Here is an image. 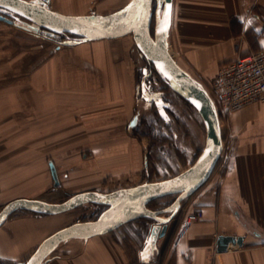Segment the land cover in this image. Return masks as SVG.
<instances>
[{"label":"rangeland","instance_id":"rangeland-1","mask_svg":"<svg viewBox=\"0 0 264 264\" xmlns=\"http://www.w3.org/2000/svg\"><path fill=\"white\" fill-rule=\"evenodd\" d=\"M63 1L51 0L49 5L59 10L100 16L116 11L128 2L66 0L67 6L61 7L60 2ZM0 13L18 24L0 20V208L16 197L60 202L77 191L107 192L144 181L161 180L179 173L195 160L205 141L200 115L142 55L131 34L108 39L105 53V59L110 62L108 69L114 71L118 84L123 86L127 82L130 86L128 112L121 110L117 129L111 126L104 128V133L110 131V135L107 133L105 140L101 137L102 142L93 143L87 141L94 134L88 132L91 128L84 124L85 121L80 122L85 125L83 132L77 120L62 117V106H56L67 97V94H62L60 85L76 73L74 67L77 65L74 66L72 61L79 56L76 47L62 43L77 37L68 33L49 36L44 28L37 31L29 28L26 25L28 20L23 16L2 8ZM100 70L103 69H94L96 78L86 86L92 94L106 91ZM100 98L103 100L104 96ZM84 100L88 101L87 98ZM102 100L101 105H107ZM110 103L120 106L119 109L125 106L123 97L110 100ZM217 112L221 120L223 112L218 107ZM131 114L137 115V121L133 128H124ZM120 136L131 143L121 142ZM116 143H121L118 147H129V152L134 151V159L138 161L135 168L125 167V161L132 155L126 157L122 154L123 147L105 159L92 156V148H113ZM82 152L86 155L81 156ZM50 158L59 164L61 174L64 171L68 173L66 177L61 175V183L57 186L53 185L46 167ZM114 158L118 159L115 161ZM103 161L105 165L101 164ZM193 195L182 200L179 212L172 220L180 217L185 202ZM169 200L170 197L157 200L151 207H159ZM104 208L88 202L65 212L46 215L17 209L8 218L30 216L33 225L42 224L44 232L48 233L77 220L94 219ZM152 224V219L138 218L112 230L109 236L124 250L126 264H143L146 234ZM162 240L155 249L156 256L160 253ZM34 248L14 259L0 258V264H25L27 255Z\"/></svg>","mask_w":264,"mask_h":264},{"label":"crops","instance_id":"crops-1","mask_svg":"<svg viewBox=\"0 0 264 264\" xmlns=\"http://www.w3.org/2000/svg\"><path fill=\"white\" fill-rule=\"evenodd\" d=\"M49 3L48 6L52 8ZM60 4L61 7L67 6L66 0ZM52 9L66 14H83ZM108 39L111 38L89 40L77 37L62 43L76 47L79 56L72 61L74 66L77 65L72 66L76 73L70 74L67 82L60 85L62 94H67V97L56 106H62V117L77 120L83 132L85 125L82 126L83 122H80L85 121L84 124L91 128L88 132L94 134L87 141L93 143L102 142L101 137L105 140L107 133L110 135V131L104 133V128L111 126L117 129L118 115L125 110L127 113L130 105L129 84H118L116 74L108 69L110 62L105 59ZM167 40L177 63L208 90L220 65L237 55L264 47V0H172ZM96 68L103 69L100 70L102 84L106 88L103 94H92L86 88L94 82ZM101 95L104 96L103 100ZM118 97L124 98L123 109L110 103V100ZM86 98L88 101L84 102ZM101 100L107 105L102 106ZM222 115V119H219L222 149L211 174L194 195L185 200L180 217L172 220L182 203L172 218L166 221L164 234L153 245L144 247V261L150 264H264V100L249 103L229 114L223 112ZM136 118L137 115L131 114L124 128H133ZM120 137L121 142L131 143L124 136ZM120 144L116 143L113 148L94 147L91 155L99 160L108 158L123 147H118ZM128 148L124 146L121 153L126 157L132 155L125 161V167L132 169L138 165V161L134 159V151L129 152ZM85 155L82 152L81 156ZM114 159L116 161L118 158ZM50 161L58 176L56 185L51 175ZM46 167L55 186L61 183L62 176H68L65 171L60 173L59 164L53 158L46 161ZM195 207L202 208V217L193 222L180 242L175 244V237L186 214ZM31 219L30 216L7 217L0 225V258H16L36 247L56 230L45 233L43 225H33ZM152 225L148 227V234ZM110 234L112 231L62 241L41 264H126L124 250L112 240ZM220 234L240 235L242 244L229 242L226 250L218 251L216 239ZM162 238L163 244L156 256L154 252Z\"/></svg>","mask_w":264,"mask_h":264},{"label":"water","instance_id":"water-1","mask_svg":"<svg viewBox=\"0 0 264 264\" xmlns=\"http://www.w3.org/2000/svg\"><path fill=\"white\" fill-rule=\"evenodd\" d=\"M49 1L4 0L0 8L23 16L28 20L26 25L29 28L35 31L44 28L49 36L69 33L82 39L95 40L131 34L142 55L198 112L205 128V141L196 159L188 167L171 177L144 181L107 192L84 190L60 202L29 197L14 198L0 208V225L17 209L57 214L88 202L106 205L96 218L77 220L50 233L35 247L25 264H41L51 250L62 241L104 234L140 217H150L155 220L146 239V245H153L156 239L164 234L166 221L172 218L182 200L188 198L207 180L222 149L219 116L212 97L200 80L177 63L169 50L167 37L171 21L172 0H155L154 8L152 7L153 0H148L146 6L138 5L137 8L125 12L124 9L135 2V0H129L124 7L100 16L62 13L50 8ZM152 17L154 19L153 31H151ZM0 20L18 25L11 17L3 13H0ZM49 166L56 185L58 176L55 166L51 161ZM174 193L177 196L168 206L156 210L148 207L150 200ZM164 213H169V215L163 218L161 215ZM242 239L240 235L220 234L216 239V249L224 251L229 242L242 244ZM143 264L150 263L143 259Z\"/></svg>","mask_w":264,"mask_h":264},{"label":"built area","instance_id":"built-area-1","mask_svg":"<svg viewBox=\"0 0 264 264\" xmlns=\"http://www.w3.org/2000/svg\"><path fill=\"white\" fill-rule=\"evenodd\" d=\"M209 90L216 107L227 114L249 103L264 100V47L237 55L220 65ZM202 214L201 207L186 214L175 237V244L180 242L189 226Z\"/></svg>","mask_w":264,"mask_h":264},{"label":"trees","instance_id":"trees-1","mask_svg":"<svg viewBox=\"0 0 264 264\" xmlns=\"http://www.w3.org/2000/svg\"><path fill=\"white\" fill-rule=\"evenodd\" d=\"M154 6H155V0H153V2H152V7L154 8ZM153 25H154V19H153V17H152V21H151V31H153ZM61 34H64V33H61ZM66 34V33H65ZM69 34V33H68ZM71 35H73V34H71ZM73 36H76V35H73ZM76 37H78V36H76ZM196 159V158H195ZM176 196H177V194L176 193H174V194H168V195H164V196H159V197H156V198H154V199H152V200H150L149 202H148V207L149 208H151V209H154V210H156V209H162V208H164V207H166V206H168L169 204H171L172 203V201L176 198ZM167 197H170V200L168 201V202H165L164 204H162V205H160L159 207H156V208H153V207H151V204L152 203H154L155 201H157V200H162V199H165V198H167ZM97 205H102V206H104V207H106V205H103V204H97ZM3 206V205H2ZM196 208V207H195ZM148 219V220H151L152 218H150V217H142V218H139V219ZM152 221H153V219H152ZM148 234V233H147ZM147 234H146V236H147Z\"/></svg>","mask_w":264,"mask_h":264},{"label":"snow or ice","instance_id":"snow-or-ice-1","mask_svg":"<svg viewBox=\"0 0 264 264\" xmlns=\"http://www.w3.org/2000/svg\"><path fill=\"white\" fill-rule=\"evenodd\" d=\"M3 3H4V0H0V5H2ZM147 3H148V0H135V2L129 4V5L124 9V11H125V12H128L129 10L135 9V8L138 7V5L141 6V7L146 6ZM137 16H138V17L140 16V13H139V12L137 13ZM158 67H159V66H158ZM161 70H163V69H161ZM165 75H167V73H165ZM205 155H207V153H205ZM142 258H145V259H146V256H144V255L142 254Z\"/></svg>","mask_w":264,"mask_h":264},{"label":"bare ground","instance_id":"bare-ground-1","mask_svg":"<svg viewBox=\"0 0 264 264\" xmlns=\"http://www.w3.org/2000/svg\"><path fill=\"white\" fill-rule=\"evenodd\" d=\"M129 1V0H128ZM102 39V38H101ZM208 91V90H207ZM210 94V93H209ZM211 96V95H210ZM212 97V96H211ZM213 99V98H212ZM214 101V100H213ZM214 104H215V102H214ZM215 106H216V104H215ZM216 109H217V107H216ZM136 185V184H135ZM163 215V214H162ZM161 215V217H165V216H162Z\"/></svg>","mask_w":264,"mask_h":264},{"label":"flooded vegetation","instance_id":"flooded-vegetation-1","mask_svg":"<svg viewBox=\"0 0 264 264\" xmlns=\"http://www.w3.org/2000/svg\"><path fill=\"white\" fill-rule=\"evenodd\" d=\"M137 118H138V117H137ZM143 119H144V118H143ZM143 119H142V120H143ZM143 121H144V120H143Z\"/></svg>","mask_w":264,"mask_h":264}]
</instances>
